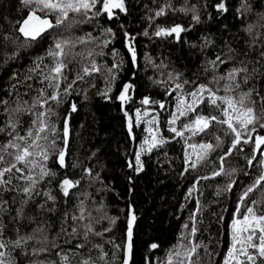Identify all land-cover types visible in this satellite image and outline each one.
<instances>
[{
  "label": "trees",
  "instance_id": "1",
  "mask_svg": "<svg viewBox=\"0 0 264 264\" xmlns=\"http://www.w3.org/2000/svg\"><path fill=\"white\" fill-rule=\"evenodd\" d=\"M169 0H125L127 12L114 10L116 16L109 20L106 15L100 16L90 22L80 23L71 28L70 31L63 29L53 30L51 34L38 43H33L30 47H22L24 37L16 31V22L26 16L28 9L24 7L22 0H0V99L9 101L10 107H15L17 91L21 99L30 100L36 95L35 89L41 87L38 79L25 81L28 69L33 66V61L38 56H44L48 48L53 43V37H84L91 33L92 37H100L101 40L107 38L111 42L103 48L104 55L96 56V63L101 67L100 72L86 76L83 81H77L73 86L75 89L64 100L59 107L55 108L58 115L53 117L60 136L62 138V127L65 116L68 114L73 102L77 105V111L72 113L70 118V156L66 157L69 163L67 169H61L56 163L55 155H52L46 162L47 167L57 173L56 177H47L37 185L36 191L32 193L31 199L24 207V218L13 219L16 216V209L22 206L21 202L28 199L18 189L26 186L25 181L13 179L8 187L11 191L0 190V206L7 209L3 212V223L6 225L4 239H16L17 229L20 235L32 234L34 229L42 228V233H37V238L43 240L47 237V244L41 245L35 241L27 245V255L23 251L16 249H6L12 251V256L17 264H33V261H49L60 264V257L56 255L58 249L52 248V244H59L64 252H68L72 257L71 264H78L79 256H73L70 249H75L77 243L82 242L81 235L72 238L62 231L66 228L70 233L72 227H79L87 221L71 220V216L78 215V206L81 201L86 208L91 211L93 217H99L106 213L109 217H119L110 233H106L103 239L92 237V243H104L112 240L116 244L124 241L126 229V217L128 209L135 210L138 217L134 227V250L131 264H161L166 262L167 254L174 245L180 242L184 234L190 231L192 221L190 216L196 209V199L198 198L203 205V213L197 214V219L202 221L199 224V231L193 242H203L207 245V251L201 247L199 249L200 264H223L230 245V224L235 212L239 195L244 187L252 183L255 176L259 174L257 167L249 168L245 156L251 154L252 145H242L243 152H234L225 161V168L234 167L238 171L233 178L237 183L233 190L223 193L217 197L215 195L218 187L222 188L227 183V178L222 176L200 181L198 188L202 191L193 194V198L186 200L185 196L188 189L195 182L197 176H210L211 172L219 167L218 157L226 151L231 143V136L223 137L222 128L217 126L212 128L215 135H221L225 141L222 149L213 153L209 162L200 166L197 171L189 170L185 172V140L177 137L175 140L170 138L174 135L168 131L167 121L170 113L175 111L177 92L168 94V90L174 89L175 85L168 80V73H183L182 79L195 81L198 84H209L212 80V72H205L208 66L207 61L215 59L217 53H226L225 42L241 54L250 52L248 59L255 62L257 52L260 49V41L251 51L248 44L252 38L247 35L244 29L249 24H257L261 15H264V0H247L250 5L249 11H244L242 15L237 13L242 0H227L228 11L219 13L215 4L219 0H170L173 9L181 7L195 6L199 11L201 22L195 24L192 21V12L184 13L180 11L168 10L166 15L156 17L150 21L148 17L153 16L154 12ZM211 17V18H209ZM151 24V26H150ZM181 24L189 30L182 33V39L177 41L175 37H156L154 32L157 25L172 26ZM123 25V28H121ZM112 28L115 38L102 36L104 28ZM148 31L145 36L144 31ZM129 36H134L133 42L137 51V62L134 66L131 61L130 53L126 47L124 32ZM257 31L264 32L258 28ZM7 34L12 37H19L16 43L8 42L5 44L2 37ZM204 37L212 40V45L203 48ZM264 39V38H262ZM95 48L97 52L100 48L96 43L77 44L75 52L87 51ZM113 50L119 52V56H113ZM16 55L13 58V54ZM151 59H147V58ZM123 61L118 73V79L108 93L111 99L99 95L108 87L105 76L107 75L105 65L112 67L114 63ZM45 64H51L50 58H46ZM81 57L69 64L67 72L68 81L74 79L79 70ZM165 67H156L159 65ZM231 63L222 65L217 70V74H223ZM251 67V66H250ZM264 73V69H261ZM133 73L135 75L133 76ZM15 74V78H13ZM154 81H167V84H155ZM131 82L135 85L134 91L129 94L132 96L130 103L123 106L116 97L123 83ZM223 83V82H222ZM16 89L11 91L12 85ZM32 85V89L27 87ZM63 84L61 87L63 88ZM209 86H212L209 84ZM255 88L264 95V75L258 74L248 85L242 86L243 90ZM193 85H185L181 91H192ZM26 93V94H25ZM85 94L87 99H85ZM223 95V91L218 93ZM148 96L153 100L164 102L166 107L161 109L158 104L142 105L140 101ZM255 98V96H254ZM140 109L141 115L145 111L148 116L144 117L138 127L134 126L133 134L130 135L127 128L128 117L124 112L127 111L135 122V110ZM202 112L205 115L216 114L211 107L203 106ZM158 114L159 127L164 137L169 138V142L152 152L142 156L144 170L137 173L129 168V162H134L135 152L139 150V144L147 135L145 131L149 125L147 120ZM193 114H190V117ZM7 115L4 107L0 106V125L6 121ZM23 129L31 123V116L22 117ZM182 122L187 119L181 117L176 127L179 128ZM261 135L264 130L258 129ZM255 135V134H253ZM135 136V139L132 137ZM5 134L0 133V142L6 140ZM188 143H200L201 141H212L213 136L203 134L191 137L190 133H185ZM64 145L61 140H57V148ZM188 151H191L188 149ZM95 153V155H93ZM259 157V153L257 154ZM78 165L72 168L70 165ZM90 169L91 174L86 170ZM248 174L245 175L244 173ZM65 174L72 179H79L80 185L72 190L69 197H64L60 191V181ZM97 174L99 179H97ZM15 175H19L16 173ZM51 192L55 201L48 200L45 192ZM255 198V195L254 197ZM44 207L41 208L40 205ZM183 206V207H182ZM97 212V208H101ZM223 217V220L218 219ZM188 224V229L184 225ZM108 221H103L97 225V231L109 227ZM71 240V243H65ZM152 243H157V249H150ZM46 246L50 249L47 253L33 256L32 248ZM89 244L84 249L78 250L81 255L87 256ZM104 251L108 253L107 259L112 260V254L117 253L120 259L123 258V250L117 251L112 244L104 243ZM93 258L99 255V251L92 249ZM103 264V261L98 262ZM119 264V260L115 262Z\"/></svg>",
  "mask_w": 264,
  "mask_h": 264
},
{
  "label": "snow or ice",
  "instance_id": "2",
  "mask_svg": "<svg viewBox=\"0 0 264 264\" xmlns=\"http://www.w3.org/2000/svg\"><path fill=\"white\" fill-rule=\"evenodd\" d=\"M28 12L25 17L16 22V31L24 37V44L22 47H30L33 43L45 39L51 34L53 30L63 29L70 31L71 28L80 23L90 22L91 20L100 16L106 15L109 20L116 16L114 10L118 9L120 12L126 13L127 8L125 0H22ZM215 8L219 13H226L228 11L227 0H219L215 4ZM168 10L180 11L184 13L192 12V21L195 24L201 22L198 9L193 5L191 7H181L173 9L169 0L168 3L156 10L153 16L148 17L150 21H154L156 17L166 15ZM250 5L247 0H242L240 8L237 13L242 15L244 11H249ZM211 18V17H209ZM151 26V24H150ZM123 28V25H121ZM258 28L264 29V15H261L260 21L257 24H249L244 31L252 38L248 48L251 51L260 41V49L257 52V58L254 61L248 59L250 52H244L243 58L241 54L233 49L228 42H225L227 47L226 53H217L215 59L208 60L205 72H212V80L209 84H196L195 81L182 79L183 73H168V80L175 85L174 89L168 90V94L177 92L175 111L170 113V119L167 121L168 131L174 135L170 138L175 140L177 137L184 139L187 145L185 149V172L189 170L195 172L205 163L209 162L210 156L218 149L224 146L223 137L231 136V143L226 151L218 157L219 167L214 166V170L210 176H197L195 182L188 189L185 199L193 198V194L202 191L198 188L200 181L208 180L219 176L227 178V183L222 187H218L215 195L221 196L223 193H228L233 190V186L237 181L233 178L237 173L234 167L225 168V161L232 156L234 152L240 153L244 151L242 145H252L251 154L246 155V163L249 168L257 167L259 174L255 176L252 183L243 188L239 195L235 212L230 224V245L227 254L224 257L223 264H264V135L258 131L264 130V95H261L255 88L249 87L247 91L243 90L242 86L248 85L250 81L258 74L264 75L261 69H264V32L257 31ZM181 24L172 26L157 25L154 35L156 37H175L177 41L182 39V33L188 31ZM147 36V30L143 33ZM102 36L115 38V33L112 28H104ZM127 41L126 47L130 53L132 64L135 66L137 62V51L134 36H129L128 32H124ZM5 44L8 42L16 43L19 37H12L5 34L2 37ZM203 48L212 45L213 41L204 37ZM96 43L100 51L97 52L95 48L87 51L75 52L77 44ZM111 42L110 39L101 40L100 37H92L91 33L85 34L84 37H53V43L48 48L44 56H38L33 61V66L28 69V75L25 76V81L38 79L41 87L35 89L36 95L30 100L21 99L17 91V100L15 107L9 106V101L0 99V106L4 107V112L7 115L6 121L0 125V133L6 135L7 139L0 142V190L11 191L8 187L12 184V180L25 181L26 186L18 189L28 199L21 202L22 206L16 209V216L13 219L24 218V207L31 199L32 193L36 191L37 185L44 181L47 177H56L57 173L53 172L47 167V161L52 155L56 157V163L61 169H67L69 163L66 157L70 156V118L72 113L77 111V105L73 102L70 106L68 114L65 116L62 127V138L53 122V117L58 115L55 111L64 100L75 89L73 86L77 81H83L86 76L92 73L100 72L101 67L96 63V56H103L104 47ZM16 53L13 54V58ZM113 56H119V52L113 50ZM77 57H81V64L79 70L76 72L74 79L68 81L67 72L69 71V64L73 63ZM46 58H50L52 63L45 64ZM147 59H151L150 57ZM231 63L233 66L228 68L223 74H217V70L222 65L226 66ZM123 61L114 63L112 67L104 66L107 72L105 79L108 87L99 95L105 96L112 91L118 76V73ZM251 66V67H250ZM156 67H165L159 65ZM135 73H133V76ZM15 78V74L13 76ZM223 82V83H222ZM155 84L165 83L167 81H154ZM64 85L63 88L61 85ZM193 85L192 91H181L185 85ZM16 85H12V90L16 89ZM27 87L32 89V85ZM135 85L131 82L123 83L119 90V95L116 97L123 106L130 103L132 96L129 94L134 91ZM223 91V95L218 93ZM26 94V93H25ZM255 96V98H254ZM85 99L87 95L85 94ZM140 103L142 105L158 104L161 109L166 107L164 102L156 101L148 96H145ZM208 106L213 109L216 114L205 115L202 112V107ZM128 117L127 128L129 134L132 135L134 126L138 127L144 117L148 116L145 111L141 115V110H135V122L133 117L127 111L124 112ZM190 114H193L190 117ZM25 115L31 116V123L26 129L23 126L22 117ZM181 117L187 119V122H182L177 128L176 124L181 120ZM146 123L149 127L146 128L147 135L139 144V150L135 152L134 162H129V168L139 173L144 170V162L142 156L150 153L153 149L159 148L169 142L168 137H164L159 127L158 114L152 116ZM221 127L223 137L215 135L211 130L214 127ZM190 133L191 137L203 134L204 136H213L212 141H201L200 143H188L185 139V133ZM255 134V135H253ZM135 139V136L132 137ZM63 143L62 148H57V140ZM190 149L191 151H188ZM259 153V157L257 156ZM95 155V153H93ZM72 168L78 167L77 164L72 163ZM19 173V175H15ZM87 174H91V170H86ZM245 175L248 173L245 172ZM97 179L99 175L97 174ZM79 179H72L70 175L65 174L60 181L59 187L64 197H69L73 189L80 185ZM44 195L48 200L55 201V197L51 192H45ZM255 195V198H253ZM6 204L7 202H0ZM44 207L43 204L40 205ZM183 207V206H182ZM79 214L71 216V220L87 221L79 227H72L69 233L66 228H62L72 238H77L81 235L82 242L75 245V249H70L73 256H79L78 264H98L103 261V264H115L119 260V264H131L134 250V227L138 219L134 209H128L126 217V229L124 241L122 244H116L112 240L104 241V243L112 244L117 250H123V258L120 259L116 252L112 254V260L107 259L108 253L104 251V243H92V237H100L103 239L106 233L113 230L119 217H109L103 213L99 217H93L84 202L81 201L78 206ZM6 208L0 206V264H17L15 258L12 256V251H5L6 249H19L27 255V245L29 242L35 241L41 245L47 244V237L43 240L37 238V233H42V228L33 230L32 234L20 235L17 229L16 239H4V230L6 225L3 223V212ZM97 212L102 211L101 208L96 209ZM203 213V205L200 200L196 199V209L190 216L192 226L190 231L186 232L180 242L172 247L167 254L166 262L161 264H200L199 249L203 247L207 251V245L203 242H193L199 231V224L202 221L198 220L197 214ZM218 219L223 220V217ZM103 221H108L109 227L103 228L102 231H97V225L102 224ZM189 225L185 224L184 228L188 229ZM65 243H71V240ZM89 244L92 245L88 249L87 256L81 255L78 250L84 249ZM159 245L152 243L150 249H157ZM52 248L58 249L56 255L60 257V264H71L72 257L68 252H64L59 244H52ZM92 249L99 251V255L95 258L91 255ZM50 249L46 246L39 248H32L33 256H38L41 253H47ZM33 264H46L45 261H33ZM47 264H55L53 261Z\"/></svg>",
  "mask_w": 264,
  "mask_h": 264
},
{
  "label": "water",
  "instance_id": "3",
  "mask_svg": "<svg viewBox=\"0 0 264 264\" xmlns=\"http://www.w3.org/2000/svg\"><path fill=\"white\" fill-rule=\"evenodd\" d=\"M258 154V153H257Z\"/></svg>",
  "mask_w": 264,
  "mask_h": 264
}]
</instances>
